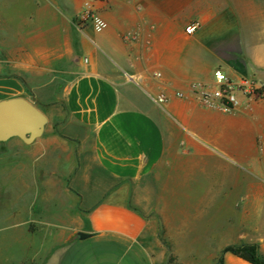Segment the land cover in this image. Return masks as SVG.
I'll return each mask as SVG.
<instances>
[{"label": "crops", "instance_id": "1", "mask_svg": "<svg viewBox=\"0 0 264 264\" xmlns=\"http://www.w3.org/2000/svg\"><path fill=\"white\" fill-rule=\"evenodd\" d=\"M14 3L0 101L47 124L0 142V264H216L243 244L264 257V99L221 111L190 92L216 70L264 85V0ZM85 3L101 33L76 27Z\"/></svg>", "mask_w": 264, "mask_h": 264}, {"label": "built area", "instance_id": "2", "mask_svg": "<svg viewBox=\"0 0 264 264\" xmlns=\"http://www.w3.org/2000/svg\"><path fill=\"white\" fill-rule=\"evenodd\" d=\"M76 27L89 26L95 33H101L106 28L105 20L92 8L90 3H85L75 23ZM196 25H190L185 33L191 34L196 30ZM86 62V60H85ZM126 65L131 66L132 60L126 59ZM160 78L159 73L154 74ZM190 92L196 96V100L203 106L221 111H235L244 108L247 102H257L264 99V85L254 79L239 78L230 79L221 70H216L210 84H195ZM172 97L182 99V91H175L172 95L160 92L155 98V104L162 106Z\"/></svg>", "mask_w": 264, "mask_h": 264}, {"label": "water", "instance_id": "3", "mask_svg": "<svg viewBox=\"0 0 264 264\" xmlns=\"http://www.w3.org/2000/svg\"><path fill=\"white\" fill-rule=\"evenodd\" d=\"M76 62L79 64V56ZM46 124V116L29 101L23 98L0 101V142L18 138L31 144L43 134ZM78 237L83 240L87 235L80 233Z\"/></svg>", "mask_w": 264, "mask_h": 264}, {"label": "trees", "instance_id": "4", "mask_svg": "<svg viewBox=\"0 0 264 264\" xmlns=\"http://www.w3.org/2000/svg\"><path fill=\"white\" fill-rule=\"evenodd\" d=\"M231 253L250 264H264V257L259 253L257 244H243L239 246H228L223 249L216 264H222L223 255Z\"/></svg>", "mask_w": 264, "mask_h": 264}, {"label": "rangeland", "instance_id": "5", "mask_svg": "<svg viewBox=\"0 0 264 264\" xmlns=\"http://www.w3.org/2000/svg\"><path fill=\"white\" fill-rule=\"evenodd\" d=\"M14 1L16 2V0H0V15H15L19 6Z\"/></svg>", "mask_w": 264, "mask_h": 264}]
</instances>
